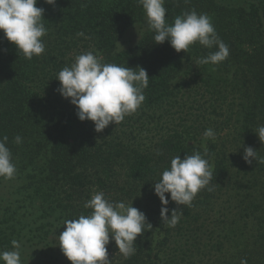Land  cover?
<instances>
[{"label": "trees", "instance_id": "trees-1", "mask_svg": "<svg viewBox=\"0 0 264 264\" xmlns=\"http://www.w3.org/2000/svg\"><path fill=\"white\" fill-rule=\"evenodd\" d=\"M36 6L45 10L47 29L40 56L18 55L0 31V139L8 137L16 165L13 179L0 177V252L13 250L16 240L21 264H71L58 246L64 221L90 214L84 204L102 191L105 199L144 212L152 225L127 259L110 239L111 264H193L195 246L207 237L203 220L213 219L221 204L233 205L237 216L225 223L234 249L224 254V264H264V142L255 134L264 126V0H165L169 24L194 9L210 18L228 46L225 61L206 65L197 61L216 48L196 43L177 53L167 41L156 44L137 0H38ZM140 27V37L127 45L125 36ZM89 51L103 63L139 66L149 76L141 107L99 133L57 91L58 73ZM202 90L214 96L208 115L200 105L205 97L198 98ZM210 127L215 140L203 135ZM249 146L258 162L242 158ZM205 148L210 184L191 207L178 206L166 193L169 217L173 209L183 214L175 227L164 225L154 182L173 157L203 155ZM223 244L220 238V250Z\"/></svg>", "mask_w": 264, "mask_h": 264}, {"label": "clouds", "instance_id": "clouds-1", "mask_svg": "<svg viewBox=\"0 0 264 264\" xmlns=\"http://www.w3.org/2000/svg\"><path fill=\"white\" fill-rule=\"evenodd\" d=\"M38 0H0V31L4 38L15 46L18 55L31 60L45 51L42 38L47 34L42 20L44 9L37 7ZM165 0H137L142 5L150 31L155 33L154 41L162 44L167 41L177 52L188 53L190 46L199 43L212 49L207 56L201 57L200 65L219 64L229 56L228 46L219 38L206 14H198L194 9L184 11L169 24L166 20ZM55 5L56 0H45ZM83 36L84 33H77ZM59 94L70 99L76 108L80 121H92L94 130L102 132L110 124L121 123L126 116L134 114L145 100L144 89L148 87L149 76L142 67H124L115 63H103L101 58L91 51L78 55L71 66H65L58 73ZM255 134L264 142V126H259ZM206 139L215 140V132L208 128L204 132ZM8 137L0 139V177L10 180L16 174V165L12 162V153L6 146ZM14 142L19 145L22 137L17 135ZM207 148L202 155L194 152L179 155L170 161L161 178L154 182V194L161 201L160 217L164 225L175 227L183 214L173 209L169 217L167 207L171 201L178 206H192L197 193L210 184L213 169L207 159ZM244 161L258 162L257 151L252 147L244 148ZM212 191L211 188H208ZM92 209L88 215L64 221L65 230L59 234V248L71 264H111L107 245L110 239L115 242L118 251L125 259L135 254L134 246L138 236L145 228H152L146 214L124 202L113 203L105 199V194L96 192L85 204ZM13 250L0 252L3 264H21L20 243L11 242ZM241 264H247L241 260Z\"/></svg>", "mask_w": 264, "mask_h": 264}, {"label": "rangeland", "instance_id": "rangeland-1", "mask_svg": "<svg viewBox=\"0 0 264 264\" xmlns=\"http://www.w3.org/2000/svg\"><path fill=\"white\" fill-rule=\"evenodd\" d=\"M145 22L146 23L144 26L146 27V26H148L146 17H145ZM145 27H143V29H141V27L135 28L132 31H130L128 33V35L125 36V40H126L127 45H128V43H130V42L132 43L136 39H138L140 37V35L142 34V32L144 31ZM226 91L230 92L231 88L229 86H227ZM194 92H197V90ZM231 94L232 93H230V95L228 97L230 101L235 99V97L231 96ZM200 95L205 97V99H203L200 102V105L203 106L201 109H208V107H207L208 102H209V100H214V96H212L210 93H208L207 90L200 91V93L198 95L199 99L201 98ZM235 96H237V95L235 94ZM223 109H225V105H224ZM224 113H226V112H224ZM208 114H211L210 108L208 109L206 115H208ZM219 114L223 115V112L222 113L219 112ZM226 114L231 116V119L234 118L233 113L229 112ZM212 116H213V114L211 115V117ZM222 120H223V118H222ZM229 128H231V127H229ZM211 129H213V128H211ZM224 130L228 131L229 129L225 128ZM227 205H229V204H227ZM232 206L233 205H231L230 207H227V206L222 205V204L219 206H216L215 210L216 211L218 210V211L216 214H212L211 218H213V219L206 218V220L205 219L203 220V221H205V224L207 227V229H206L207 237H206L204 242H202L200 245L195 246L194 256H193V258H195V261L192 260L193 264H224V262H225V261H223L224 254H227L226 253L227 250L229 252L228 254H230L232 252L230 250L234 249V247L231 245L229 238H227V235L231 236V234H229V229L231 227H230V225L225 224L226 222L229 223V221L231 219H233L235 217L237 218V216L235 215V211L232 208ZM220 207H223V209H219ZM222 212H223V215L226 216L225 219H223L221 217ZM232 213H233V215H232ZM234 226H235V224H232V228ZM211 233H213V235H210ZM220 238L222 239V241H224V244H225V245L223 244V247L221 250L219 248ZM226 241H228V242H226ZM198 250H200V251L198 252ZM228 256H230V255H228ZM216 260H221V261L215 262Z\"/></svg>", "mask_w": 264, "mask_h": 264}]
</instances>
